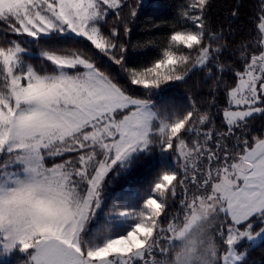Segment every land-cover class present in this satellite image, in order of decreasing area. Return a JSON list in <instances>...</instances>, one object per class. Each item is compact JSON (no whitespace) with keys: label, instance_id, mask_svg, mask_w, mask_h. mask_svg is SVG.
<instances>
[{"label":"snow or ice","instance_id":"snow-or-ice-1","mask_svg":"<svg viewBox=\"0 0 264 264\" xmlns=\"http://www.w3.org/2000/svg\"><path fill=\"white\" fill-rule=\"evenodd\" d=\"M213 6L0 0V264H264V0Z\"/></svg>","mask_w":264,"mask_h":264},{"label":"trees","instance_id":"trees-1","mask_svg":"<svg viewBox=\"0 0 264 264\" xmlns=\"http://www.w3.org/2000/svg\"><path fill=\"white\" fill-rule=\"evenodd\" d=\"M176 2H179V0H176ZM241 4L240 7V17L239 20H243L247 22L248 16L252 12V6L257 3V0H213V8L210 12V16L212 17V22L214 25H223L225 29L228 28V20H229V13L232 11V9L236 6L237 3ZM239 20L233 21V25L238 24ZM193 93H196L197 95L201 94L205 89L203 86H198L195 78L189 82L188 86ZM185 89L177 90L175 95L179 98L181 97ZM140 175H147V169L141 168L139 170ZM251 258L254 261H261L264 260V251L260 249H256L251 253Z\"/></svg>","mask_w":264,"mask_h":264}]
</instances>
